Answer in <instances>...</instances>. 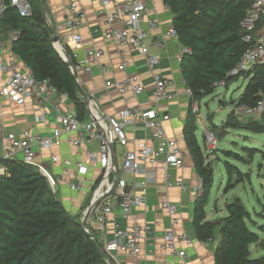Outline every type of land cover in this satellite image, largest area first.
<instances>
[{
  "label": "built area",
  "instance_id": "obj_1",
  "mask_svg": "<svg viewBox=\"0 0 264 264\" xmlns=\"http://www.w3.org/2000/svg\"><path fill=\"white\" fill-rule=\"evenodd\" d=\"M61 1L63 19L54 23L46 15L45 22L55 30L58 37L52 41L54 34L50 33L54 48L68 63L72 73H77L75 77L82 88L81 73L92 72L93 66L100 62L104 48L98 47L80 55L78 50L84 46L81 29L88 22L84 0ZM150 2L151 0H98L96 14L104 19V28H96L94 32L101 34L106 43L118 47H132L139 51L146 58L149 69L154 70L159 63V56L151 54L150 48L153 45L162 50L166 48V43L158 39L149 42V30L144 23L147 22L150 30L160 25L158 16L146 20ZM11 4L21 16L33 14L32 0H11ZM1 11L2 7L0 13ZM241 28L244 32L243 40L248 46L232 69V75L252 71L257 63H264V0H253L241 22ZM168 35L178 38L173 25ZM13 37L14 33L11 35ZM3 46L0 38V72L5 75V81L0 83V108L3 101L24 104L32 100L37 105L35 124L47 127L50 118L57 124L50 127L48 135L30 127H23L20 134L15 131L5 132V127H0V131L5 134L4 144L0 147V177L9 173L6 162L15 161L43 174L57 197L61 185H67L70 191L88 194L89 202L81 220L86 224L85 229L91 232L88 225L91 217H94L101 233L108 231L109 224L113 227L110 238L103 243L110 255L106 256L107 261L118 264L117 253L140 255L143 241L153 231V227L149 222L141 223L136 211L146 202V194L138 192L137 186L146 187L150 182H157L161 169L167 190L173 187H178L182 192L188 190L182 178H171L170 169L184 165V151L178 140L167 130L166 123L171 119L170 114L159 108L162 102L175 98V94L168 90L171 81L155 74L156 85L152 94L155 108H146L142 101H138L114 114L103 111L94 95L81 94L87 107V118L80 119L75 110L66 105L67 94L62 93L49 78L36 77L33 70L16 55L5 58L1 53ZM182 53L178 55L180 61ZM127 67L128 62L122 61L117 68L125 71ZM109 70L107 66L101 67L104 75ZM224 83L222 81L220 84ZM105 86L116 89L121 95L132 93L135 97L146 90L138 74L121 79L107 78ZM185 92L190 97L193 96L189 86H186ZM199 106L200 102L194 100V113L199 114ZM241 107L246 108V105ZM251 110L256 113L264 110V95ZM138 125L143 126L150 135L131 142L128 126ZM205 133L209 142H215L216 137L211 131L206 129ZM95 144L98 146L97 150L91 148ZM64 145H68L70 151L61 155L56 150ZM118 145L125 148L121 155L122 164H119ZM39 151L49 152L48 160L52 165H59L61 170L52 168L43 157L37 159ZM93 170L95 175H92ZM128 174L134 177L132 182L128 181ZM141 176L143 179H137ZM200 188L196 190L199 191ZM161 207L172 221V227L165 232L162 249L180 258L182 264H192L188 261L187 252L178 244L184 242L191 245L194 239L186 232L177 233L173 228L180 220L177 204L165 199ZM117 214L124 222L115 218ZM202 242L215 243L212 239Z\"/></svg>",
  "mask_w": 264,
  "mask_h": 264
},
{
  "label": "trees",
  "instance_id": "obj_2",
  "mask_svg": "<svg viewBox=\"0 0 264 264\" xmlns=\"http://www.w3.org/2000/svg\"><path fill=\"white\" fill-rule=\"evenodd\" d=\"M173 13V26L184 46L181 72L193 91L183 134L201 178L193 210V224L201 241L216 242V264H264V255L252 258L251 244L264 247L260 236L248 225L251 214L240 197L226 204L227 214L207 219L205 206L214 181V169L206 162L196 131L198 114L193 102L213 93L222 82L241 76L248 79L238 106L255 107L264 95V65L232 75L248 44L243 40L241 22L253 0H163ZM0 34L14 33L12 52L30 67L38 78H49L67 94L80 119L87 118V107L80 86L51 41L42 12L41 0H32L33 14L21 16L11 0H0ZM248 128L264 133V110ZM213 117H211V120ZM222 127H241L230 113ZM214 125L213 129H217ZM8 174L0 177V264H110L94 240L54 194L46 177L37 170L7 161ZM236 168V179L229 171L228 187L245 181ZM264 233V225L260 226ZM218 238V239H217Z\"/></svg>",
  "mask_w": 264,
  "mask_h": 264
},
{
  "label": "crops",
  "instance_id": "obj_3",
  "mask_svg": "<svg viewBox=\"0 0 264 264\" xmlns=\"http://www.w3.org/2000/svg\"><path fill=\"white\" fill-rule=\"evenodd\" d=\"M83 3L88 12V22L81 29L84 37V46L78 51L82 56L86 52L93 51L98 47L104 48V54L100 62L93 66L92 72L81 73L83 90L89 95H94L103 111L107 114H114L122 108L135 105L138 101H142L146 108H155L156 106L152 102L153 89L156 85L155 74H159L168 79L171 81L168 90L175 94V98L171 101L162 102L159 108L162 112L170 114L171 119L166 123L167 130L178 140L184 151V165L181 167L173 166L170 169V175L172 179L182 178L188 186V190L182 192L178 187L167 190L164 187V173L161 169H159L157 182H150L146 187L137 186L136 190L138 192H144L146 194V202L143 207L136 209V211L141 223H151L153 231L149 233L143 241L140 255L132 256L124 253H117L118 264H182L180 258L170 251L162 249V245L165 243V232L172 227L169 214L161 207L165 199L171 200L178 206V216L180 220L173 226L174 230L177 233L186 232L194 239V243L191 245L184 242L178 244L180 248L187 252L188 261L192 264H216V242L204 244L198 238L193 224L194 203L198 192L196 189L200 188L201 178L197 173L183 134L184 124L190 105V96L185 92L186 83L181 72V61L178 59V55L183 52L184 46L179 42L178 38L168 35V31L173 25V13L171 9L163 0H151L149 11L146 13V20L154 16H158L160 19V25L153 30L149 29L147 22L144 23V26L149 30V42L152 43L154 40L158 39L166 43V48L162 50L153 45L151 46L150 52L151 54L159 56V63L154 70H150L146 58L139 51L132 47H118L106 43L101 34L95 33L94 30L96 28H104V19L98 17L96 14L98 0H84ZM47 10L46 14L54 23L61 21L64 17L61 0H48ZM11 35L12 32L0 34V38L4 43L1 53L5 58H10L15 55L12 52ZM122 61L128 62V67L125 71H120L117 68ZM103 65L110 68L109 72L105 75L101 71ZM132 74H138L146 88L145 92L138 97H135L132 93L121 95L116 89L107 88L105 86L107 78L121 79ZM4 81L5 75L0 72V83ZM68 102H70L73 108L69 98ZM36 112L37 105L32 100L24 104L3 101L0 108V127H5V132L15 131L17 134H20L23 127H30L34 131H40L43 135L50 134V127L56 126L57 122L50 118L47 127L45 125L35 124L34 117ZM208 128L209 127L205 124V129ZM128 133L131 142L136 138H145L150 135V132L141 125L135 127L128 126ZM4 138V132L0 131V147L4 144ZM91 148L97 150L98 146L95 144ZM56 151L61 155H65L68 154L70 149L68 145H64L61 149H57ZM124 151L125 148H123L122 153H124ZM37 156L39 158H45L46 162L55 170H61L59 165H52L50 163L48 160L50 156L49 152L39 151ZM80 156L85 157L83 154H80ZM94 171L95 170L92 171V175H95ZM127 179L129 182H132L134 177L128 174ZM137 179H143V176ZM87 196L88 194L70 191L67 185H61L58 194V197L69 213L78 215L80 221L82 220L83 213L89 202ZM220 214L221 215L214 219L226 215L223 214V210L220 211ZM115 218L124 222L118 214ZM88 225L91 228V232L97 236L102 243H105V241L110 238L113 228L112 224H109L108 231L105 232V234L98 230L94 217L90 218ZM257 244L256 246H258Z\"/></svg>",
  "mask_w": 264,
  "mask_h": 264
},
{
  "label": "rangeland",
  "instance_id": "obj_4",
  "mask_svg": "<svg viewBox=\"0 0 264 264\" xmlns=\"http://www.w3.org/2000/svg\"><path fill=\"white\" fill-rule=\"evenodd\" d=\"M248 83V79L241 76L219 84L213 93L199 97L196 135L206 162L211 163L214 169V181L205 206L208 219L221 215V210L224 215L227 214L226 204L237 196L251 214L247 220L249 227L263 237L260 226L264 225V133L255 132L253 127L248 128L249 121L258 120L260 113L251 110L253 107L249 105L246 108L238 106ZM65 103L71 108L68 98ZM230 113L237 115L241 127H229L227 130L222 127ZM205 124L216 137L215 142L208 141ZM215 124L218 125L217 129H213ZM118 151L119 164H122L123 147L118 145ZM37 159L40 158L37 156ZM235 167L244 173L245 181L228 187L229 171L233 175V183L236 179ZM256 244H251L252 258L264 255V247Z\"/></svg>",
  "mask_w": 264,
  "mask_h": 264
},
{
  "label": "water",
  "instance_id": "obj_5",
  "mask_svg": "<svg viewBox=\"0 0 264 264\" xmlns=\"http://www.w3.org/2000/svg\"><path fill=\"white\" fill-rule=\"evenodd\" d=\"M41 3H42V12H43L44 18L46 19V5H47V4H46V0H41ZM47 26H48V28H49L50 33H51V34H54V36L52 37V41L58 39L57 35H55V30H54L49 24H47ZM260 64H263V65H264V63H257V65H260ZM74 75L77 76V73H74ZM80 92H81V94H83V95L86 94V92H85V91L83 90V88H81V87H80ZM115 164L118 166V162H117V161H115ZM59 199H60V198H59ZM88 213H89V211H88ZM88 213H87V216H86V217L89 216ZM81 224H82L83 228L85 229V226H86L85 222H81ZM85 231H86V232H87V233H88V234H89L94 240H97V241H98L99 247H100V249L102 250V252L104 253V255L109 257L110 255H109V253H107L104 244H103L100 240H98L97 237H96L92 232H89L87 229H85ZM116 263H117V262H116Z\"/></svg>",
  "mask_w": 264,
  "mask_h": 264
},
{
  "label": "bare ground",
  "instance_id": "obj_6",
  "mask_svg": "<svg viewBox=\"0 0 264 264\" xmlns=\"http://www.w3.org/2000/svg\"><path fill=\"white\" fill-rule=\"evenodd\" d=\"M113 264H117L115 261H111Z\"/></svg>",
  "mask_w": 264,
  "mask_h": 264
}]
</instances>
